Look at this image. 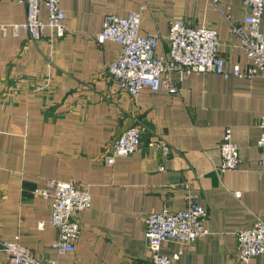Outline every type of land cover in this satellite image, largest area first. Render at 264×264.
Returning <instances> with one entry per match:
<instances>
[{"label":"crops","instance_id":"obj_1","mask_svg":"<svg viewBox=\"0 0 264 264\" xmlns=\"http://www.w3.org/2000/svg\"><path fill=\"white\" fill-rule=\"evenodd\" d=\"M59 1L66 36L34 43L12 35L11 26L24 23V4L0 0V241L19 236L42 262L152 264L144 217L196 202L207 210V235L192 246L164 241L159 253L180 252L177 264H238L236 232L254 217L264 218L257 147L264 78L176 73L177 95L145 88L131 98L107 72L119 45L98 46L95 36L105 16L137 12L139 35H158L156 54L167 57L168 26L183 20L216 32L226 71L245 70L246 56L229 32V21L244 19L241 0H218L217 6L211 0ZM40 17H47L44 7ZM260 32L264 40V12ZM135 120L146 126L140 151L105 165L106 149ZM226 128L238 148L239 169L218 173ZM160 146L168 148L166 155ZM45 180L77 181L90 192L74 253L56 256L52 248L57 231L49 204L32 194ZM0 264H6L1 251ZM248 264H264V253Z\"/></svg>","mask_w":264,"mask_h":264},{"label":"built area","instance_id":"obj_2","mask_svg":"<svg viewBox=\"0 0 264 264\" xmlns=\"http://www.w3.org/2000/svg\"><path fill=\"white\" fill-rule=\"evenodd\" d=\"M25 6L23 24L11 26L12 35H20L30 42L59 41L66 36L65 14L59 0H19ZM218 5V0H211ZM245 11L241 23L229 21V32L235 46L247 59V68L234 66L231 71L224 68L225 59L220 53V41L215 31L195 28L183 20L170 22L166 35L168 56L156 54L159 37L156 34L139 35L141 14L131 12L126 17L105 16L103 28L95 36V43L102 46L111 41L119 45L118 57L108 66V76L117 82L119 91L131 98L148 88L152 92L179 93L175 74L183 77L190 74L212 73L228 78H264V40L260 22L264 12V0H241ZM44 7L47 17H40ZM51 33L48 34L47 31ZM4 34L6 28H3ZM260 137L257 142L259 164H264V116L259 121ZM146 126L141 120L116 138L102 156L103 163L112 166L117 158L126 157L141 149V138ZM166 155L168 148L160 146ZM221 164L215 168L218 173L239 169L238 148L231 140V130L226 128L220 139ZM33 195L46 201L50 207V224L57 231L52 243L56 256L74 253L80 235L79 215L90 208L91 196L87 187L77 181L60 182L45 180L42 188H36ZM238 196L239 194H235ZM207 210L196 202L178 212L163 207L159 212L144 217V236L147 248L152 254V264H177L180 252L171 256L159 253L161 243L167 240L192 246L207 235L204 227ZM43 224H39L42 228ZM236 261L248 264L249 260L264 253V218L254 217L249 228L236 232ZM0 251L6 256V264H56L55 260L42 262L19 243V236L10 241H0Z\"/></svg>","mask_w":264,"mask_h":264}]
</instances>
